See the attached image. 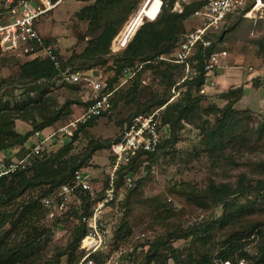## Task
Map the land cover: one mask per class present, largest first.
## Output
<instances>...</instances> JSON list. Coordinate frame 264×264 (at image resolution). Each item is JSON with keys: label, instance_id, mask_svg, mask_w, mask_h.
Listing matches in <instances>:
<instances>
[{"label": "trees", "instance_id": "obj_1", "mask_svg": "<svg viewBox=\"0 0 264 264\" xmlns=\"http://www.w3.org/2000/svg\"><path fill=\"white\" fill-rule=\"evenodd\" d=\"M82 1L88 5L84 6L77 15L79 19L87 22V34L94 37L81 54L71 59L84 60L83 64L89 63L91 66L87 69L88 72L106 83V92L113 90V84L124 69L137 68L130 88L126 91V96L131 98L130 101L136 98L140 89L139 78L147 71L152 70L160 78V84L163 86L162 94H151L150 99L142 105V109L132 114L126 123L138 114L164 107L160 121L168 129L170 138L161 142L157 152L141 154L130 164L122 165L117 172V186L123 187L124 178L128 175L133 177L140 163L152 159L165 146L178 140L185 126H190L199 132L201 145L214 157L224 156L228 150L240 152L250 143L254 145L264 140V116L255 131L245 126L244 119L250 121V112L253 110L237 106L244 95L242 87L230 88L213 97L200 94L205 83V66L213 54L220 53L216 47L218 41L222 42L220 37L209 47H197L187 62L193 76L183 81L181 85L183 91L179 93L178 98L170 101L173 98L172 88L179 79H182L185 72V65L174 62L179 39L193 31L186 32L185 26L190 17L195 16V12L200 9L202 1L182 2L181 12H178L174 9L177 0H161L163 6L158 18L153 22L143 23L127 48L117 56H112V61L107 58L111 40L118 33L126 17L135 9L136 2L135 0ZM44 43L45 46L51 47L59 59V71L49 59H35L19 64V86L0 81V152L7 153L18 147L23 154L27 153L33 145L34 133L59 126L73 115L71 107L76 102L65 101L56 109L53 100L46 96L49 90L60 86L74 89L80 85L59 84L53 79L68 67L74 72H79L81 69L69 66L71 60L61 59L52 44L46 40ZM97 68L99 70H96ZM104 71L111 72L110 79L103 78ZM253 84H259L264 89L263 78H256ZM115 96V93L111 96L112 111L116 106ZM118 97L120 96L117 94L116 98ZM88 103L89 101L82 110ZM97 119L80 124L68 142L61 147L52 146L46 149L43 157L32 159L26 170L0 178V264H60L62 257H67V264L78 263L81 257L78 244L85 229L75 208H71L62 220L51 224V227H55L62 221L72 220L75 228L67 245L50 260H43V250L46 242L50 241L52 232L40 224L41 221H45L41 199L56 192L62 186L73 185L75 172H87L84 169L89 168L92 157L101 149L109 151L111 144L118 140L119 136L113 141H105L101 144L91 142L84 153L70 156L78 136L85 129L92 128ZM16 121L26 123L30 130L24 134L17 133ZM230 161L232 166L238 165L235 158ZM251 166L258 175L264 176V159L252 163ZM246 182H248L246 174H240L237 185L215 183L210 180L204 190L192 188L188 191L179 190L186 195L191 205L207 210L208 205L211 204L213 208L221 209L222 215L211 223L204 222L198 227L173 226L166 235L145 244L147 251L143 256L142 264H167L170 260L174 264L182 263V250L173 247V243L189 239L190 246L185 255L187 264H239L240 261L247 264H264V224L261 220L251 218L248 224L243 225L241 218L247 215L251 217L255 212H252L251 208L239 205L236 200L246 193H263L264 182L260 180L256 186H246ZM126 191L128 195H132L134 188L124 190L125 193ZM75 194L82 201L85 215L89 214L92 202L88 195L79 191ZM98 198L99 196L95 201ZM215 231H218L219 235L225 234L215 241ZM250 238L257 240L255 256L244 250ZM237 253L239 257L235 259ZM98 258H96L97 263H102V261L98 262Z\"/></svg>", "mask_w": 264, "mask_h": 264}, {"label": "rangeland", "instance_id": "obj_2", "mask_svg": "<svg viewBox=\"0 0 264 264\" xmlns=\"http://www.w3.org/2000/svg\"><path fill=\"white\" fill-rule=\"evenodd\" d=\"M147 1L135 0V9L126 17L118 33L111 40L110 46L115 37L134 19L137 12ZM190 1L201 2L203 0ZM86 5L88 4L82 0H64L51 12L40 17L36 24V30L44 40L53 45L60 54L61 59L71 60L69 66L80 68L81 71L79 72L87 74L86 78L96 79L87 70L91 66L89 63L83 64L84 60L71 59L81 54L87 43L94 37L87 34V22L79 19L77 15ZM145 22L153 21L143 18L141 25ZM200 26H202L200 17H190L185 26L186 32L194 31ZM229 30L231 31L229 32ZM219 37L222 42L218 41L216 47L218 52L225 51L227 53L229 66L235 67L233 58L244 54L247 56L245 67L248 64L255 69L261 67L264 62V17H260L258 14L256 17L252 16V18L245 19L241 14H229L226 17V25L220 29L219 34L214 36L215 41L219 40ZM112 56H117V54L112 55L109 53L107 57L110 58L109 61H112ZM25 62L27 61H19L14 54L1 55L0 81L19 86L18 67L19 64ZM96 70H99V68ZM103 73V78H111L110 71H104ZM191 75L186 71L183 73L182 79H179L178 83L172 88L173 98L170 101L178 98L179 93L183 91V88H181L183 81ZM139 79L141 81L140 89L133 101H130L131 98L126 96V91L130 88L132 79L125 84L120 83L118 80L113 84V89L116 90H113V94L116 95L114 102L116 106L112 113L97 119L92 128L85 129L78 136L70 156H79L84 153L91 142L101 144L105 141H113L119 136L121 128L128 118L135 114L137 110L142 109V105L150 99V95L161 93L163 86L160 84V78L152 70L141 74ZM87 84L85 82L80 83L74 89H70L68 86H60L48 91L46 97L53 100L55 104L53 106L56 109L61 107L65 101L73 100L76 102L71 107L73 115L61 122L60 125L68 124L81 114L82 108L92 96ZM116 93L120 97L116 98ZM253 96L256 98L257 95ZM49 106L52 109V103ZM252 110L250 121L243 119L245 126L255 131L257 126L262 123L264 110L259 111L255 108H252ZM26 130L27 125L25 123L16 122L15 131L17 133L24 134ZM200 140L201 137L197 130L185 126L179 134L178 140L165 146L152 159L145 160L138 165L136 173L132 177L134 192L132 195H128V192L125 193L123 190L120 201L113 206L107 215L109 227L108 247L98 258V262L102 261L106 264H142L143 256L147 251V245L145 244L154 241L159 236L166 235L173 226L177 228L198 227L201 223H211L222 215V210L213 208L211 204L208 205L207 210L191 205L188 203L186 195L179 191L181 189L186 191L191 188L193 190H204L210 180L215 183L237 185L240 174H246L248 178V182L245 183L246 186H256L260 180L264 182V176L258 175L251 166L252 163L264 159V140L254 145L250 143L248 147L241 149L240 152L228 150L221 157L211 155L201 145ZM232 158H235L238 165L232 166V163H230ZM91 160L92 163L89 168L84 170H87V173L90 174L91 185H94L102 180V169H106L113 158L107 149H101ZM186 183L188 184L185 185ZM236 200L239 205L251 208L252 212H255L251 217L247 215L241 218L243 225L248 224L247 222L251 218L261 220L264 224V192L259 194L256 192L246 193L245 196H239ZM40 224L52 232L51 239L46 242L43 250V260H50L67 245L75 227L72 220L62 221L55 227H51L45 221H41ZM7 228L8 226L5 227V229ZM224 234L219 235L218 231H215L214 240H219L220 236ZM189 240H179L173 243V247L182 250L183 257L180 264H187L185 255L187 248L190 246ZM256 244L257 240L250 238L244 250L251 256H255ZM238 257L239 254L237 253L235 259ZM60 262V264H67V257H62ZM167 264L174 263L170 260Z\"/></svg>", "mask_w": 264, "mask_h": 264}, {"label": "built area", "instance_id": "obj_3", "mask_svg": "<svg viewBox=\"0 0 264 264\" xmlns=\"http://www.w3.org/2000/svg\"><path fill=\"white\" fill-rule=\"evenodd\" d=\"M63 1L0 0V57L5 54H14L19 61L49 59L54 68L59 71V59L51 47L45 46V40L36 30V24L41 16L51 12ZM159 1V13L148 20L155 21L160 15L163 2ZM185 1L187 0H177L174 9L181 12V3ZM229 14H241L245 19L256 17L258 14L264 17V0H203L200 9L195 12V16L202 19V26L180 38L174 62L185 65V71L193 75L187 63L189 58L193 56L198 46L209 47L215 43L214 36L219 34L220 29L226 25V17ZM131 23L132 20L115 37L110 46V54L118 55L123 52L142 24L134 27ZM220 55L225 56L226 53L222 52ZM218 56L219 54H213L209 58L205 66L206 74L215 68ZM261 67L264 68V64ZM249 71L254 70L249 68ZM136 72L137 68H126L118 77V81L125 84L135 76ZM86 76L68 67L53 79L59 84L88 83L92 95L89 103L81 114L68 124L50 128L46 134L44 130L34 133L33 145L27 153L7 156L4 152H0V178L26 170L32 159L43 157L46 149L68 142L80 124L112 113L111 96L113 90H116L106 92L107 86L103 80L98 79L94 74L96 79L86 78ZM203 92L201 89L200 94ZM162 110L163 108H158L148 113L138 114L123 125L118 140L110 146L109 153L113 160L106 169L102 170L100 182L91 185L90 174L77 171L74 174L73 185L62 186L56 192L41 199V205L45 211V222L49 225L66 217L71 208H75L78 212L85 232L78 244L81 257L77 264H106L97 263L96 258L100 257L108 247L107 215L120 201L122 191L132 187L133 181L131 175H128L124 178V186H117V172L122 165L130 164L139 155L157 152L161 142L170 138L168 129L160 121ZM76 191L86 193L90 198L92 206L89 214L85 215L83 212L82 201L75 194ZM98 196V200L95 201ZM239 264L244 262L240 261Z\"/></svg>", "mask_w": 264, "mask_h": 264}, {"label": "crops", "instance_id": "obj_4", "mask_svg": "<svg viewBox=\"0 0 264 264\" xmlns=\"http://www.w3.org/2000/svg\"><path fill=\"white\" fill-rule=\"evenodd\" d=\"M222 52H220L219 56L217 57L218 61L214 66L215 68L211 72H208L205 76V84L202 87L204 91L203 95L213 97L230 88L242 87L244 90V95L243 98L238 102L237 106L242 108L248 107L250 109L255 108L259 111L264 110V89L259 84H253V81L256 78L264 79V68L260 67L255 69L249 64L245 67L244 64L246 63L245 59L247 56L244 54H240L233 58L235 61V67H231L227 63V53L225 52L226 55L221 56L220 54ZM249 68H252L254 71H249ZM253 95H257L256 98ZM29 130L30 127L27 125V130L25 133ZM48 132L49 129L44 130V134ZM17 154H21V149L18 147L13 148L12 150L8 151V153H5L7 156H17Z\"/></svg>", "mask_w": 264, "mask_h": 264}, {"label": "bare ground", "instance_id": "obj_5", "mask_svg": "<svg viewBox=\"0 0 264 264\" xmlns=\"http://www.w3.org/2000/svg\"><path fill=\"white\" fill-rule=\"evenodd\" d=\"M159 8V0H148L137 12L134 19H132L131 24H134V27H138L142 23V18L153 19L159 13Z\"/></svg>", "mask_w": 264, "mask_h": 264}, {"label": "water", "instance_id": "obj_6", "mask_svg": "<svg viewBox=\"0 0 264 264\" xmlns=\"http://www.w3.org/2000/svg\"><path fill=\"white\" fill-rule=\"evenodd\" d=\"M140 14H141V12H140Z\"/></svg>", "mask_w": 264, "mask_h": 264}]
</instances>
